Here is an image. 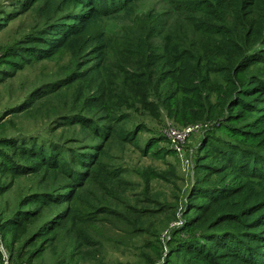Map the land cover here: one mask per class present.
Wrapping results in <instances>:
<instances>
[{
  "label": "rangeland",
  "instance_id": "rangeland-1",
  "mask_svg": "<svg viewBox=\"0 0 264 264\" xmlns=\"http://www.w3.org/2000/svg\"><path fill=\"white\" fill-rule=\"evenodd\" d=\"M26 1L0 0V235L10 261L198 264L187 252L193 247L186 224L194 214L191 206L203 201L194 187L199 178L203 185L222 178L216 173L224 162L220 152L229 148L220 141L230 136L219 127L233 123L227 120L228 81L216 75L211 86L217 90L201 89L195 95L198 80L185 74L183 52L176 50L178 44H201V30L195 28L201 10H193L201 9L193 6L199 0H137L132 5L146 26L163 22V35L170 29L173 40L164 44V53L156 33L142 44L152 50L144 53L137 46L142 19L132 24V16L123 11L103 17L110 45L98 71H92L96 60L88 50L80 54L61 48L50 58L21 59L16 52L25 45L21 41L46 21L37 11L42 0L28 7ZM149 14L153 21L145 17ZM202 40L212 50L218 45L212 33ZM86 41L94 44L91 37ZM102 117L108 139L90 128ZM241 125L252 130L246 120ZM187 126L194 130L179 155L167 130ZM263 129L264 123L254 130ZM100 143L97 168L102 174L84 185L94 216L76 222L72 230L43 234L42 227L66 204L45 202L59 195L54 188L61 177L43 165L41 155L50 158L57 148L65 161L72 160V151L86 147L95 152ZM221 171L234 183L242 180L236 170ZM40 201L45 204L38 206Z\"/></svg>",
  "mask_w": 264,
  "mask_h": 264
},
{
  "label": "trees",
  "instance_id": "trees-1",
  "mask_svg": "<svg viewBox=\"0 0 264 264\" xmlns=\"http://www.w3.org/2000/svg\"><path fill=\"white\" fill-rule=\"evenodd\" d=\"M32 1L27 0L26 7ZM135 1L42 0L37 11L46 20L45 25L22 40L25 45L16 52L21 59L28 60L31 56L50 58L61 48L76 50L80 54L88 50L96 60L92 71H98L110 45L102 18L123 11L124 15L132 16V24L143 20L144 27L136 36L141 51L152 50L150 45L143 49L142 44L148 35L156 33L163 40L161 51L164 53L167 51L164 44L173 40L170 29L163 35L160 28L163 22L153 21L150 14L145 17L153 21V27L146 26L145 19L133 14ZM199 5L201 9L193 10H201V21L195 27L201 30V44L192 42L191 47L182 48L177 43L176 50L183 52L187 64L185 74L198 80L195 95L201 89L207 93L217 90L211 86L216 75L228 81L224 90L228 95L227 120L233 123L222 122L219 127L230 136L226 142L220 141L229 148L220 152L224 162L218 165L216 173L222 178L212 180L214 183L210 185H203L199 178L195 184L194 193L203 201L191 206L194 214L186 224L191 226L188 231L193 247L187 252L198 264H264V145L256 144L259 139L264 142V129L254 130L257 124L264 123V0H199L193 3L194 7ZM207 33L217 38L215 50L202 40L203 34ZM87 37H91L93 45L86 44ZM173 74L180 72L173 71ZM234 107L238 109L232 113ZM245 112L252 114L251 119L245 118ZM102 118L90 128L95 136L108 139L109 129L101 123L106 118ZM244 120L252 130L241 125ZM96 145L95 152L86 147L72 151V160L65 161L57 148L49 152L50 158H45V153L41 155L43 165L57 170L61 177L59 186L54 188L59 195L45 202L66 204L50 223L42 227L43 234H55L60 229L72 230L76 222L91 218L92 210L89 209L92 206L84 185L87 178L95 177L96 180L102 174V167L97 168L100 166L97 156L102 153L103 145ZM222 168L229 174L235 170L240 172L242 180L234 183L229 175H223ZM228 177L230 182H227ZM43 204L44 201H40L38 206Z\"/></svg>",
  "mask_w": 264,
  "mask_h": 264
},
{
  "label": "built area",
  "instance_id": "built-area-1",
  "mask_svg": "<svg viewBox=\"0 0 264 264\" xmlns=\"http://www.w3.org/2000/svg\"><path fill=\"white\" fill-rule=\"evenodd\" d=\"M194 127H183V128H176L170 127L167 130V136L170 142V146L173 150H175L179 155L183 153V144L186 141L187 137L193 132ZM0 256L3 264H15L12 263L9 259L3 241L0 235Z\"/></svg>",
  "mask_w": 264,
  "mask_h": 264
}]
</instances>
